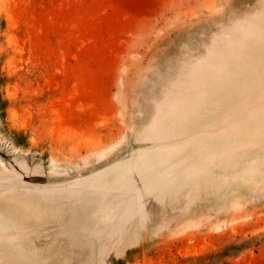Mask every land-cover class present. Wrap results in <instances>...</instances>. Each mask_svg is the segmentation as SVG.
Returning <instances> with one entry per match:
<instances>
[{
    "label": "rangeland",
    "instance_id": "374dc122",
    "mask_svg": "<svg viewBox=\"0 0 264 264\" xmlns=\"http://www.w3.org/2000/svg\"><path fill=\"white\" fill-rule=\"evenodd\" d=\"M0 264H264V0H0Z\"/></svg>",
    "mask_w": 264,
    "mask_h": 264
}]
</instances>
